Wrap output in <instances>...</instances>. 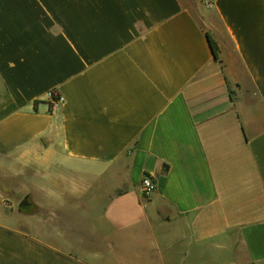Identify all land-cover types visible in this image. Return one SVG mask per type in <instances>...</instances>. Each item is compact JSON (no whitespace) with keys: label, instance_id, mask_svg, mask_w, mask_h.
<instances>
[{"label":"crops","instance_id":"0c3cea01","mask_svg":"<svg viewBox=\"0 0 264 264\" xmlns=\"http://www.w3.org/2000/svg\"><path fill=\"white\" fill-rule=\"evenodd\" d=\"M0 264H264V0H0Z\"/></svg>","mask_w":264,"mask_h":264},{"label":"built area","instance_id":"2783aa9c","mask_svg":"<svg viewBox=\"0 0 264 264\" xmlns=\"http://www.w3.org/2000/svg\"><path fill=\"white\" fill-rule=\"evenodd\" d=\"M49 100L51 102V106H56L61 101V97L56 92H50ZM155 187V181L148 175L144 176L140 186L142 196L146 200L150 199L155 191Z\"/></svg>","mask_w":264,"mask_h":264},{"label":"trees","instance_id":"16d2710c","mask_svg":"<svg viewBox=\"0 0 264 264\" xmlns=\"http://www.w3.org/2000/svg\"><path fill=\"white\" fill-rule=\"evenodd\" d=\"M208 42L216 59L219 58V46L218 43L213 39V37L208 33L207 34Z\"/></svg>","mask_w":264,"mask_h":264}]
</instances>
